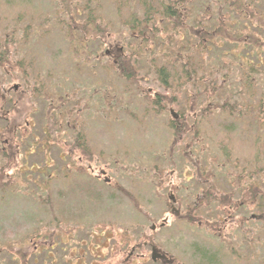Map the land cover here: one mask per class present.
<instances>
[{
    "label": "rangeland",
    "instance_id": "obj_1",
    "mask_svg": "<svg viewBox=\"0 0 264 264\" xmlns=\"http://www.w3.org/2000/svg\"><path fill=\"white\" fill-rule=\"evenodd\" d=\"M99 5L104 15L111 13L104 0ZM57 7L58 0H0V45L14 63L25 55L22 67L0 72V262L89 261L103 228L123 236L127 227L138 225L182 264H264V242H257L262 221L245 220L256 213L254 204L236 209L246 199L241 188L248 181L259 176L264 189V131L251 124L252 112L230 113L242 97L233 94L241 88L236 67L228 61L216 74L219 83L225 80L230 107L216 105L224 97L212 99L210 111L199 116L198 105L196 116L194 111L187 116L198 120L196 134H174L169 109L188 112L183 103L150 106V98L163 92L158 79L150 70L123 79L111 66L114 54L103 33L80 42V57L68 24L50 20ZM42 85L48 92L34 96L32 90ZM258 85L254 81L251 97H243L251 105L238 109L246 112L258 103L264 95ZM15 123L17 136L26 137H13ZM46 124L53 136L42 147ZM224 157L229 163L220 165ZM204 176L207 184L217 182L211 185L216 199L195 209L206 187ZM232 181H239L236 187ZM223 194L233 199L221 208ZM170 205L177 208L175 214ZM129 232L125 242L139 240ZM118 240L108 238L105 248ZM201 248L215 257L202 256Z\"/></svg>",
    "mask_w": 264,
    "mask_h": 264
},
{
    "label": "trees",
    "instance_id": "obj_2",
    "mask_svg": "<svg viewBox=\"0 0 264 264\" xmlns=\"http://www.w3.org/2000/svg\"><path fill=\"white\" fill-rule=\"evenodd\" d=\"M99 2L100 0H58V7L50 20L68 24L69 36L77 44L75 52L79 54L80 42L83 39L87 40V36L91 34L103 33L105 38L109 39V54H114L111 66L119 72L121 77H124L123 79H132L139 73L142 76L149 70L152 71L163 92H158L151 97L149 105L154 107L159 105L160 109H167L165 105L167 102L173 104L179 101L188 109V112L180 111L177 119L170 120V125L174 127V134L180 136L183 132L190 133L192 136L196 134L195 126L198 120L195 118V110L198 105L202 106L197 111L199 116L210 111L209 104L212 99L218 100L224 97L225 99L218 101L216 105L221 108L230 107V94L223 92L225 80H220L219 83V79L216 78V74H219L228 61H231V66L236 67L241 81L240 91H235L233 94L242 96L241 101L231 104L230 113L234 114L237 110L242 115L252 112L251 124L255 128L261 126L264 131V109L260 108L264 102L263 94L250 110L243 112L241 107L238 109L241 105H251L249 102L244 103L243 97H251L255 90L254 81L259 82L256 88L263 86L264 89V79L260 78L261 74H264V29L260 25H264V2L261 0L259 3L253 0H104L111 9L110 14L105 11L106 15H104V6L100 7ZM247 2L251 8L248 7ZM59 12H63L64 16ZM253 17L260 21L255 24ZM111 34L114 36L109 37ZM76 36L80 37V40L76 41ZM124 39L125 44L122 42ZM9 40L2 41L8 43ZM5 47V44L0 45V72L22 67L25 55L14 63L9 58ZM254 48L256 52L253 54ZM26 71L27 68L23 70L24 73H28ZM222 75L225 76L223 72ZM25 79L30 82L33 77ZM34 80L36 83L42 82L36 77ZM43 87V85L40 88L35 87L32 90L33 95L44 96L48 88ZM151 90L149 91L152 92ZM57 108L59 111L62 110L59 106ZM193 111L194 118L187 117ZM183 119L192 120L190 121L192 127H189L188 121L183 122ZM67 123L68 121L66 125ZM177 123L181 125H176ZM60 124L64 125V121ZM235 127L237 125L234 129ZM19 129V127L18 129L13 127V137H26V134L17 136ZM46 129L47 124L43 129L44 142H40L42 147L49 145L47 142L53 136V131H46ZM78 137L76 140L79 141ZM32 145L38 149L33 142ZM226 162L229 163V160L224 157L220 165ZM242 171L241 168L240 172ZM201 178H203L201 183L206 187L202 189L200 195L198 193V200L193 205L195 209L196 207L203 209L204 201L211 202L216 199V196L211 193V188L215 187L217 182L212 181L207 184V178L205 176ZM260 181H263V178L258 176L253 181H248L246 188H241V195L246 199L241 201L240 205L238 203L236 209L244 208L245 202L254 204L256 213L245 220L255 218L262 221L258 234L263 236H260L257 242H264V189L261 188ZM232 182L236 187L239 181ZM219 191L229 193L222 188ZM233 192L234 188L231 194ZM222 196V201H218L221 202V208L232 203L230 199L232 195L223 194ZM244 236L247 237L246 234ZM197 251L204 257H215V254L209 253L207 249L201 248Z\"/></svg>",
    "mask_w": 264,
    "mask_h": 264
},
{
    "label": "flooded vegetation",
    "instance_id": "obj_3",
    "mask_svg": "<svg viewBox=\"0 0 264 264\" xmlns=\"http://www.w3.org/2000/svg\"><path fill=\"white\" fill-rule=\"evenodd\" d=\"M17 88L18 87L14 89ZM178 117L179 115L177 113V118ZM26 124L28 125L30 123L26 120ZM18 125L19 124L15 123L14 129H18ZM169 196L173 202L176 201V197L173 193ZM169 211L171 214H175L177 208L170 205ZM102 230L103 231L100 232L101 236L97 238L98 242L95 245L98 248L94 250V253L90 252V254L92 253L91 260L76 259L74 261H68L66 264H182V262H180L181 260L176 258L172 251L154 242L152 240L154 237L150 232L144 235L143 228H139L138 225L130 228L127 227L126 230L128 231L125 233L122 232L123 236H121L120 233L117 234V232L111 234L112 231L110 228L107 230V232H110L109 235H107L105 228ZM129 230H131L132 234H136L139 240L133 242L127 240L125 242L124 239L126 240L128 238L127 234H130ZM108 238H118L119 240L115 241V243L109 247L110 249H106L105 247H108L106 241ZM0 264L5 263L0 262Z\"/></svg>",
    "mask_w": 264,
    "mask_h": 264
},
{
    "label": "water",
    "instance_id": "obj_4",
    "mask_svg": "<svg viewBox=\"0 0 264 264\" xmlns=\"http://www.w3.org/2000/svg\"><path fill=\"white\" fill-rule=\"evenodd\" d=\"M16 87H17V86L14 85V88H16ZM170 113H171V115H172L173 118H176V117H177V114H176L173 110H170ZM150 228H151V229H154V228H155V225L152 224Z\"/></svg>",
    "mask_w": 264,
    "mask_h": 264
}]
</instances>
